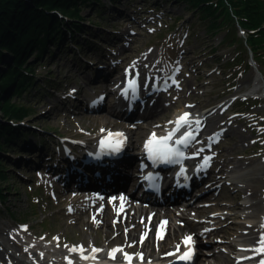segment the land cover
<instances>
[{"label":"rangeland","instance_id":"obj_1","mask_svg":"<svg viewBox=\"0 0 264 264\" xmlns=\"http://www.w3.org/2000/svg\"><path fill=\"white\" fill-rule=\"evenodd\" d=\"M117 1L118 8L124 9V13L128 16L116 17L113 13L114 10L107 7L111 6L109 0H98L96 9L90 5V2L86 1L85 4L80 5L78 11L82 17V25L90 28L88 25L90 22L87 20H97L104 25L118 27V32L124 37V40L119 42V46L117 45L113 51L117 54L114 59L119 64L117 63V70L110 78L116 75L121 76L132 61H135L134 66L138 60L142 61L143 68L141 69L147 72L154 69L168 71L176 65L179 72L176 74V79L179 80L181 89L176 88L179 93L171 94V97L166 96L163 100L164 108H160L155 115L156 117L152 119L153 123L157 124V122L168 120L178 107H185L194 112L197 109L205 112L214 108L216 112L213 118L214 123L208 130H205V133L219 129L227 130L226 134L223 135V140L213 147V152L218 154L216 169L220 168L222 159H227L234 164L229 165L226 169L231 171L235 165L237 172H234L233 180L229 178V181H226L232 183L230 188H227L225 184L220 193L215 192L214 194L218 199L217 202L225 203L227 207L224 206L222 209L210 212H220L222 215L229 214L234 212L230 206L235 203L242 207L245 204L250 203L249 205H251L258 202L261 205V210L264 209V76L259 71V69L264 70V61L260 63L261 65H257L251 60L250 63L253 66L248 65L246 67L245 64L250 59L249 50L247 49L246 52L242 50L239 53L236 45L221 43L226 33L224 31L209 32L207 29L209 21L201 20L196 11H189L185 0ZM129 14L133 16L131 20L127 18ZM63 24L65 27L67 23L64 21ZM97 28L101 29L100 27ZM94 30L97 31V29L92 28L91 32ZM93 33L96 34V32ZM61 39L56 41V45L50 44V52L45 54L42 52L38 56V60L32 63V68L36 73L31 81L32 85L21 87L18 92H4L9 100L17 103L19 101L29 106L31 113L25 115L23 119L25 122L28 121L30 125L38 126L37 129L22 131L24 133L17 137V141H20L22 137H29V133L33 132L38 133L44 139V143L52 147L57 145L55 133L76 140L88 141L97 133L101 134L102 129L115 128L121 123L127 125L116 116L106 114L103 109L73 108L69 103L65 104L57 98L58 96L52 91L53 89L57 87L59 90L66 91L69 90V83L74 82L73 89H77L79 93L93 92L98 94L103 93L105 88L107 91L111 88L110 86H104V88L103 85L105 84L91 80L88 75L89 72L76 70V66L71 60L75 53L70 52L71 55L69 54L67 59V50L58 52L61 56L54 55ZM236 54L245 60H241V65L238 66L229 65L228 61L232 60ZM33 57H35V53L29 54L30 59ZM4 60L7 59L2 61ZM76 60L79 61V58ZM140 61L138 62L140 63ZM139 63L136 65L139 66ZM4 68L5 66L1 62L0 69ZM36 81L39 83V87L33 88ZM256 83H258V87L253 94L258 95L259 99L233 104L234 99L232 98L237 97L239 93L251 90ZM78 96L80 97L81 94ZM225 100L228 101L222 104L221 102ZM71 102L80 104L74 98H71ZM226 107L229 108L226 109ZM237 110L240 112H236ZM92 113L102 114L108 120L107 123L105 124L98 119L86 120L87 115ZM143 119L145 121H139L134 128L127 129L130 130L134 143L142 141L141 138L146 137L151 130V126H149L147 130L143 131V127L146 126L145 122L148 121L147 118ZM1 120L3 124H8L11 127L14 125L10 120ZM112 121L115 124H111ZM40 132L45 134H40ZM15 135L12 137L14 138ZM3 137L7 138L6 136ZM0 141H2L1 137ZM16 146L10 141L3 143L5 150L16 148ZM17 149L23 150L22 147H17ZM24 154L22 152L21 155L25 156ZM0 155L2 156L0 164L4 171L0 177V189L4 190L3 194L7 197L5 202L0 203V229H5L8 232H19L23 243L36 241L64 250L69 243L90 244L91 241H94L97 246L110 247L117 242L128 247L132 245L130 248L133 249H136L135 245L140 247V238L136 234L128 237L124 233V227L115 228L118 229L116 233L114 229L116 225L110 224L105 227L103 220L97 227L92 226L91 219L88 220L87 216H90L89 213H92L93 208L91 210L85 208L81 212L77 209L72 210L73 205L71 204L76 203L78 207L82 200L78 199L72 202L68 198L63 201L59 200L56 189L61 188L62 180L56 179L57 176H51L46 167L37 169L31 165L29 168L23 167L21 155L9 156L1 151ZM26 156L37 159L35 152ZM10 157L16 159V162L10 160ZM43 165L45 166V164ZM217 183L219 182L216 181L214 184L217 185ZM5 186L8 188L7 191L4 189ZM232 188L241 189V197L236 198ZM206 189L202 187L200 191H194L190 198H194L197 192ZM204 203L207 201L201 199L197 202V206H202ZM170 207L173 211L178 212L182 205H171ZM110 214L111 212L107 216ZM263 214L264 212L262 214L257 213L256 218L244 220V222L255 224L263 221L264 219L261 218ZM187 216L197 221L202 219V215L197 216L193 211ZM108 221L116 223L115 214H111ZM242 221L243 219H240L239 224H244ZM129 224L130 222L126 223V225ZM218 224L219 220L216 219L208 223L207 226ZM25 226L28 228L23 230ZM197 226L199 225L194 227L196 231ZM183 232V230H177L174 236L168 237L169 244H165L163 250L174 246L176 241L174 239L178 240ZM219 236L222 237L223 234L221 233ZM230 236L232 235H229L228 238ZM54 237H58V239L54 240ZM3 238H6L5 235L0 234V240ZM240 239L242 238L234 236L231 241L237 243ZM151 245L155 248L156 242H151ZM11 246L23 259H25L23 256L29 257L23 251L20 252L18 246L15 247L13 244ZM219 247L223 246L220 245ZM140 248L142 251L147 250V247L142 246ZM217 249L219 248L215 250ZM203 255L198 254V262L205 260ZM6 256L0 249V261H4ZM229 257L223 252L218 257L219 261L213 260L212 263L227 264Z\"/></svg>","mask_w":264,"mask_h":264},{"label":"trees","instance_id":"obj_2","mask_svg":"<svg viewBox=\"0 0 264 264\" xmlns=\"http://www.w3.org/2000/svg\"><path fill=\"white\" fill-rule=\"evenodd\" d=\"M86 1L97 7L98 0H0V63L5 66L0 69V112L3 115L22 119L31 113L30 107L9 100L4 92H18L21 87L30 85L32 78L21 72L23 63L27 65L24 69L31 68L29 54L35 53L38 60L47 43L56 44L58 39L65 37L64 28L71 31L85 28L80 23L81 14L78 11ZM185 1L189 11H196L201 20L209 21V32L226 33L222 41L224 44L236 45L241 52L246 51L248 46L257 62L264 60V0ZM52 10L70 17L65 27L57 14H50ZM236 23L247 32L252 31L246 35V44L238 35ZM233 59L240 61L239 56ZM15 79L17 84L13 85ZM15 134L17 132L10 125L0 121V136ZM3 172L0 164V177ZM3 191L0 189V200L5 199Z\"/></svg>","mask_w":264,"mask_h":264},{"label":"bare ground","instance_id":"obj_3","mask_svg":"<svg viewBox=\"0 0 264 264\" xmlns=\"http://www.w3.org/2000/svg\"><path fill=\"white\" fill-rule=\"evenodd\" d=\"M140 65L141 64H139V66ZM124 76L125 75H123V78H124ZM121 79H122V77H118L115 80H112V82H114L113 84H115L117 82V80H118V82H120ZM257 87H258V83L253 85L251 90L254 91L257 89ZM113 91L114 90H112L111 92H113ZM160 108H164V105L161 101L157 102L156 105L152 106L146 112L145 116L149 117V120L145 122L146 126L143 127L144 128L143 131H145V130H147V128H149V126L152 123L153 116L159 112ZM115 110L116 109L114 108V106L113 107L109 106V107L104 108V112H106V114H111V112L115 111ZM182 110H183V108L179 109V111H182ZM186 111H188V110H186ZM214 115H215L214 108L209 109V110L199 114V118L197 120L199 121V124L202 127V130H206L207 128H209L213 125ZM87 116L88 117L86 118V120L98 119V120H101L102 122H105V124L108 121L107 119H105L106 117L104 118V116L102 114L98 115V114L92 113L91 115H87ZM163 128H164V126L161 128V132L156 133L157 136L167 134L165 131H163ZM191 130H192V132H195V131L198 132L199 131V130H196L194 127H192ZM222 156H223V154H222ZM231 164H234V163L232 161H228L227 159H222L221 164H220V168L218 170L212 171V173L208 174L209 179H212L214 181V180L223 178L222 175L225 174V168ZM236 169H237V167L234 165L232 168V172L233 173L237 172ZM217 190H218V188H213V189L209 190L208 192H206L203 195V197H207L209 200H210V198H211V200H216V197L214 194H215V191H217ZM233 191L236 195V198L241 197V194H242L241 189L234 188ZM247 193H248V191L246 192V194ZM58 195H59L58 196L59 200H61V201L65 200L67 198L71 201H74L78 197L77 193L70 192L66 188L60 189V192L58 193ZM113 197H115L116 199H112ZM121 197L124 198L123 201H121V199H120ZM199 198H202V197H197L195 200H197ZM6 199H7V197L5 198V200ZM107 199H108V201H106L105 204H108V202H111V203L116 202V204L114 205L115 209H120L121 203H123V208L121 211L125 212L126 218L129 221L133 222V225L129 226L130 225L129 224L126 226L125 229H127V232H125V233L127 234L130 231L129 236L136 234V232H138V228H137L138 227L137 226L138 225V219L140 218V216H144L143 214H146L147 207L142 206V204H137V203L135 204L134 202H132V195L127 194V193L126 194L122 193V194H119L118 196H111ZM195 200L187 199L183 205V209L180 210L179 214H176V212H174L168 208H165V209H161L160 207L154 208V210L150 216L151 220H153V217L155 215H158V219L159 218H165L167 221V224L165 226V229H161V232H164V234H165L163 236V238H161V239H158L156 236L155 226H154V230L152 228V230L150 229V233H147L141 247L142 246L147 247L146 251L148 252V256H154V259H157V257H155L156 254L153 252H157V253L161 252L163 250L165 244H167V243L169 244V238L168 237L174 236L175 233L177 232V230H183L184 229L187 231H192L194 229V225L198 222L193 220L192 218H188L186 216L191 211H193L196 215H198V216L202 215L207 219L217 218L220 220L219 225L210 228L208 233H207L208 236H211V238L217 237V236L221 235V233L224 234L222 240L216 239V240H211L210 242L207 243V246H211V248L207 251V253H208L207 255H203L204 256L203 258H205L208 261V263H212L213 260L219 261L218 257L222 254V251H220V252L214 251L213 247L218 246L221 242L228 245L230 253H235V252L241 250V248H238V246L234 242L229 240V238H228L229 235L234 234V236L242 238V242L248 247L247 251H250V249H252L253 247H255L257 245V241L259 239V236H260L261 232L263 231V228L261 227V222L260 223L258 222L255 224H250V223H246V221L244 222V220H249L251 218L253 219L257 215V213L262 214L264 212V209L261 210V205L258 202L252 203L251 205H244L242 207L238 203H235L231 207L234 212H231L230 214H227V215H222L220 213L212 215V214H210V211L222 209L226 205L224 203L215 202V203H210V204H206L203 206H196ZM239 210H242V211H239ZM112 211H111V209H108L106 205H104L102 209L95 212L94 214H95V216L98 215L101 218L103 217V224H105L104 226L106 227V226L111 224L110 221H108V218L110 217V215L109 216H107V215H108V213H110ZM236 211H239V212H236ZM114 213L117 214V210ZM238 219L239 220L243 219L242 222L244 224H239ZM202 222H204V221H202ZM116 226L119 227L120 224L118 223V224H116ZM239 228H241V229H239ZM115 232L117 233L118 231L115 230ZM141 233H143V232L139 231V233H137L138 237L141 236ZM0 234H2L3 236L5 235V237H6V238H3V240L2 239L0 240V249H1V251H3L5 256L8 254L11 259H15L17 261L23 262V264H28V263L24 262V260H22V258L17 254V252L12 248L11 245L13 244V245H15V247L18 246L19 249L21 251L25 252L27 255H35L44 264H69L70 259H69V257L66 256V254H68V250L64 251L63 249H59L56 246H50V245L43 244L41 242H36V241H28V242L23 243L22 238H21V234L19 232H8L5 229H0ZM194 235H195L194 240L195 241L198 240V243H202L200 241V239L198 238V236L196 234H194ZM154 240H157L155 248L151 245V242H153ZM251 245H253V246H251ZM170 250H174V247L173 248L169 247L167 249V251H170ZM250 252H252V251H250ZM98 254H101V251ZM254 258H256V257H253L252 259H246L245 262L240 261L238 263L237 262L235 263V261H236L235 258L229 257L228 261L231 264H244V263H249V262H251V264H258V260L260 259V257H258V259H256V261L252 262L251 260H253ZM216 263H219V262H216Z\"/></svg>","mask_w":264,"mask_h":264},{"label":"snow or ice","instance_id":"obj_4","mask_svg":"<svg viewBox=\"0 0 264 264\" xmlns=\"http://www.w3.org/2000/svg\"><path fill=\"white\" fill-rule=\"evenodd\" d=\"M178 71V69H177ZM173 83H177V81L173 80ZM135 88H136V81L135 79L133 80H129L128 81V85L127 88L123 89L124 93H127L128 89H132L133 93H135ZM188 116L189 113L185 112L183 113L181 116H179L177 118V120L175 121L177 127L174 128L172 131L168 132L166 135H162V136H157L156 133H151L148 140L145 142V149L148 152L149 158L153 159V160H159L162 162H179L178 158H182L184 156V153L182 151H180L178 148H176L173 145H169L168 141L171 140L173 138V135L176 131L179 130V128L183 125V124H187L189 123L188 121ZM169 123H172V121H170ZM197 127L199 126V121L197 120L196 122ZM101 131H104L103 129ZM113 135L119 137L122 134H112L109 133V138L112 137ZM194 139L193 133L191 131L185 132L179 139H177L175 141V144L178 145H187L189 143L190 140ZM101 146H106V147H119V141L117 140L115 143H112L110 140L108 139H102L100 141ZM202 151V149H201ZM194 155H199V152L194 153ZM173 158H177L175 161L173 160ZM211 159V157L205 156L203 158V163L201 165H199V167L204 168L207 167L209 160ZM184 172L183 167H181L180 169V174H182ZM112 199H116L115 197H113ZM121 201H123V197L120 198ZM123 208V203H121V208L117 210V212L121 211ZM150 219V218H149ZM93 221H95V217H93ZM167 224V221H161L159 225H157L156 227V236L158 239L163 238L162 236V232L161 229L165 228ZM262 228H264V224L261 225ZM204 231H209V229H205ZM125 232H127V229H125ZM147 233H141L140 236V242L143 243L145 237H146ZM54 240H57L58 237H54ZM193 242H194V237L192 235H185L182 238V244L185 246L186 250L183 251L182 254L177 255V253L180 252V248L181 245L177 244L175 246V250L173 252H168L165 253L166 256H175L177 260L180 261H190L192 259V256L194 254L193 251ZM132 245H129V247H131ZM67 247V246H66ZM69 251H79L81 253V258L82 259H95V253H98L100 251H102L101 249L98 248H91V255H84L83 254V246H73L72 248H69ZM250 251H252L253 256L252 257H242L241 259H252L253 257H260V259L258 260V264H264V232H261L259 239L257 241V245L255 247H253L252 249H250ZM118 252H123V249L117 247V248H113L111 250H109L108 252V256L111 259H115L116 258V253ZM138 258L141 261V264H145L144 262V255L143 253H128V252H123V260H124V264H132L133 259ZM69 264H72L71 261H69ZM150 264V262H149Z\"/></svg>","mask_w":264,"mask_h":264}]
</instances>
